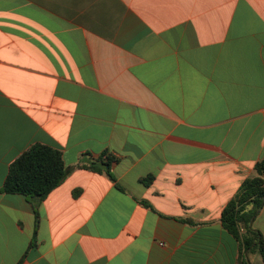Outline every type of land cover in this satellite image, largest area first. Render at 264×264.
I'll return each mask as SVG.
<instances>
[{"label": "crops", "instance_id": "0c3cea01", "mask_svg": "<svg viewBox=\"0 0 264 264\" xmlns=\"http://www.w3.org/2000/svg\"><path fill=\"white\" fill-rule=\"evenodd\" d=\"M36 143L66 179L1 191ZM263 157L264 0H0V264H264L222 221Z\"/></svg>", "mask_w": 264, "mask_h": 264}, {"label": "trees", "instance_id": "16d2710c", "mask_svg": "<svg viewBox=\"0 0 264 264\" xmlns=\"http://www.w3.org/2000/svg\"><path fill=\"white\" fill-rule=\"evenodd\" d=\"M109 161L97 159L91 165L82 164L97 172H106L115 180L107 166ZM73 167L67 166L61 150L36 143L23 152L10 166L8 176L1 189L7 193H20L42 201L58 187ZM256 175L243 181L239 192L228 202L222 213L224 226L241 242L244 251L258 252L264 258V238L252 227V220L264 206V157L256 163ZM149 175L142 180L149 184ZM39 213L36 210V225ZM244 229L241 231V229ZM244 264H249L245 261Z\"/></svg>", "mask_w": 264, "mask_h": 264}]
</instances>
